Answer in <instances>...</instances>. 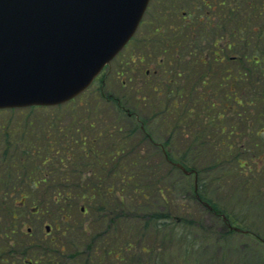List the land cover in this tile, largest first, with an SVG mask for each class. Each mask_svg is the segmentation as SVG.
<instances>
[{
	"label": "rangeland",
	"instance_id": "1",
	"mask_svg": "<svg viewBox=\"0 0 264 264\" xmlns=\"http://www.w3.org/2000/svg\"><path fill=\"white\" fill-rule=\"evenodd\" d=\"M192 11L191 0H151L133 41L110 63L98 84L91 90L74 102L56 109L0 111V249L3 250H0V253H5L9 244L16 251L29 246L30 251L32 249L36 255L40 252V243L45 245L46 241L51 240H65L69 243L72 239L77 241L82 230L93 224V215H81L84 212V204H75L74 200L53 202L56 192L53 193L46 184L41 183L43 175L36 176L38 170H46L45 166L48 164L42 165L41 158L34 154L26 155L29 153L24 152L34 146L43 151L46 149L45 145L50 142L55 145L58 142L63 144V137L73 136L77 129V132H81L76 124L77 120L92 119L93 116L105 113L107 121L116 123L117 120L112 115L114 101L107 100V97L113 96L125 102L121 106L129 110L127 113L130 117L135 114L147 121V129L151 131L156 144L167 150L165 143L168 142L174 153L186 155L187 164L194 165L197 172V192L203 198L202 201L210 204L213 209L218 208L232 226L247 230L251 234L233 232V235L229 236L224 233L226 224L221 217L214 215L210 209L192 197L194 177L183 174L179 169H166L162 178L156 180L158 185H162L168 202L165 204L154 194L147 202H143L146 205V213L149 210H157L169 213L171 220L180 217L186 223L193 221L199 232H191L192 236L197 237L199 241L203 239V244L206 245L204 247L207 248L199 253L201 264H205L210 251L218 250V264H264V244L261 241H264V103L258 104L255 94L245 91L242 98L246 103L251 100L252 106L246 103L240 106L232 101L230 90L241 85L232 84L230 73H225L227 68L232 73L238 67L228 60V56L224 61L227 64L217 60L213 62V69L210 70V73H213L210 76L203 73L204 67L210 66H200L201 60L209 58L210 63L214 59L213 51L218 52L219 57H223L225 53L233 56L232 51L218 48V45L222 48L225 41L223 38L226 36L218 30L216 35L214 34L217 46L207 45L206 41L191 44L189 50L190 53L193 50L195 56L189 53L183 67L176 65L174 60L169 66L162 65L159 68L157 65L162 59L166 61L172 58V51L164 45L161 37L173 39L176 32L185 30V20H182V17L188 16ZM158 26H161L162 35L154 33ZM140 58L143 61L140 64L141 70L138 65ZM145 70L146 73L156 70L183 72L175 87L180 88L181 95L175 114L168 113L154 119L156 100L160 98L155 101L150 99L156 104L153 107L155 110L149 107V100L144 97L150 92L147 91V86L150 89L152 85L150 78L145 82L142 78ZM260 95L264 97V90ZM203 100L215 103L213 114L206 113L211 108L205 107ZM237 100L240 101L239 98ZM122 113L125 118L120 122L130 127V118L125 112ZM55 127L59 128L58 136H52L56 132L50 131ZM68 129L74 132L65 133ZM192 141H196V144ZM8 145V154L5 155ZM141 146L143 152H150L155 165L161 166L163 159L158 154H161V151L158 149V152H155L154 148L151 151L146 143ZM19 162L23 163V166ZM158 167L157 170L162 168ZM31 176L39 180L38 189L34 190L28 186ZM15 182L22 184L16 186V190L13 188ZM169 185L170 187H167ZM136 197L140 198L139 195ZM139 198H136L135 202ZM65 207H69L68 214L64 211ZM131 209L134 210L133 207ZM112 222L113 224L104 225L99 230L111 236V247L120 248L125 260L128 256L134 263L153 264L157 252L161 251L160 240L147 239L148 232L142 229L131 215H115ZM12 225L14 232L8 233ZM46 226L51 227L49 232L46 231ZM28 229H31L30 234ZM5 233L8 237L4 238ZM252 234L259 236L261 240H257ZM220 235L226 237L225 244V241L215 243L216 237ZM179 241L182 242L178 240V244ZM129 244L132 249L126 252L124 248ZM173 244L168 243L166 246L164 243L160 253L167 251L168 254L171 253V258L177 260L180 246ZM144 245L149 246L154 255L147 250L145 253L138 251ZM66 252L61 253L60 259L64 257L69 260L70 250ZM29 254H26L23 260L28 259ZM19 260L20 257L16 260L18 264ZM176 260L171 259L173 262L170 264H181Z\"/></svg>",
	"mask_w": 264,
	"mask_h": 264
},
{
	"label": "trees",
	"instance_id": "2",
	"mask_svg": "<svg viewBox=\"0 0 264 264\" xmlns=\"http://www.w3.org/2000/svg\"><path fill=\"white\" fill-rule=\"evenodd\" d=\"M191 10L193 11L188 16L183 15L182 17V20H185V24H183L185 30L180 29L181 31L174 34L173 39L172 37L170 39L165 36L161 37L164 45L172 51V58L166 61L162 59L158 62L159 68L162 65L169 66L173 63V60L176 65H181L180 59L184 63L186 57L189 56L191 44H201L206 41L207 45L211 44L212 47H216L217 39L214 36L218 30L226 35L223 38L225 40L223 48L232 51V57H235L230 62L238 66L237 70L232 73L227 68L229 69L231 83L241 85L239 88L234 87L230 90L232 101L240 106L246 103L242 98L245 91L255 94V99L259 101L258 104H263L264 97L260 93L264 90V0H191ZM160 28L161 26H158L154 33L162 35ZM207 28L213 30V34L207 32ZM194 30L204 33L203 37L194 33ZM190 54L193 57L195 56L193 50ZM215 58L216 56H214ZM202 60L206 61L205 59ZM202 60L201 62H203ZM142 62L140 58L139 67ZM144 64H146L145 61ZM204 69L203 73L209 75L210 73L205 72V67ZM182 73V71L177 72L176 70H156L150 77L146 75L145 71L143 72L144 82L149 78L151 79V88L149 89L147 86V91L150 92L147 93L146 91L147 95L144 97L149 100L147 102L149 107L156 106L150 99L155 101L160 98L158 101L156 100L157 106L154 119L160 115L176 113L179 107L177 102L181 95L180 88L176 89L175 87L178 85ZM107 100L109 102L113 101L110 98ZM117 101L120 104L125 103L122 99H116L113 102L112 115L115 116L116 123L107 121L105 113L84 121L77 120L76 124L81 132H77L78 129L75 130L76 132L68 129L65 133H74L69 138L63 137L65 141L63 144L58 142L56 146L50 142L45 145L46 149L43 151L34 146L24 152L29 153L26 155L34 154L37 158H41L40 164L42 165L48 164V166H45L46 170H38L36 176L43 175L41 183L46 184L53 193L56 192V199H53V202H71L74 200L75 204H84L85 210L81 215L87 213L93 215V224L82 230L81 237L79 235L77 241L72 239L69 243L65 240L62 242L51 240L46 241L45 245L40 243V252L36 255L32 249L30 251L29 246L24 248L26 246L22 245L24 247L16 251L12 249V245L8 244L7 248L9 249L5 253H0V264H18L16 260L19 257L20 264H140V262H132L128 256L125 260L120 248L111 247L112 245L109 242L111 236L106 232L99 231L100 227L113 224L112 217L115 215L118 217H123V215H129L130 217L131 215L132 219H135V222L139 223L142 229L148 232L147 239L160 240L159 250L161 251L165 246L164 243L168 246V243L178 244V240H182L178 244L180 247L177 260L171 258V253L168 254L167 251L160 253L161 251H159L153 260V264H170V262H173L170 261L171 259L180 261L181 264H201L198 257L199 253L207 248L204 247L206 245L203 244V239L199 241L197 237L192 236L193 232H199L195 223L193 221L183 222L180 217H176L172 221V216L169 213L157 210H149L146 213V205L143 203L156 194L166 204L168 200L165 197V192L162 190V185H158L156 180H160L166 169L167 171L168 169L178 170L174 164L178 163L186 170L194 169V165L187 164L186 155L180 156L177 152L174 153V150L166 142V148L168 147L166 158L163 153H158L163 162L161 161L162 168L157 170L158 166L155 165L150 152H143L141 148V144L146 143L151 151H153V148L155 152L160 151L153 145L154 139L151 133L145 129L150 136L144 135L135 119H130V127L123 125L120 121L125 118V115L120 111L118 103L116 104ZM203 103H205L203 104L205 107L211 108L206 113L211 112L213 114L212 108L215 107V103L206 100H203ZM252 103L251 100H248L246 105L252 106ZM163 124L165 125L166 122ZM176 124L178 127V120ZM50 131L56 132L52 136L59 135L58 127ZM193 143L196 144V141ZM8 148L9 145L5 149V155L8 154ZM19 163L20 165L23 164ZM238 164L240 163L238 162ZM239 167L242 168V166ZM31 177H29L30 183H28V186L34 190L38 189L39 180L35 176ZM21 185V182H15L13 188L16 190L18 189L16 186ZM167 187H170V185ZM138 195L140 198L136 197ZM136 198H139L137 202H135ZM132 207L134 208L133 211ZM67 209L66 207L64 209L66 214L69 213ZM176 227L178 228L176 229ZM224 229V233L229 236L233 235V231H229L227 228ZM129 232L127 231V233ZM252 236L259 241L261 240L259 236L254 234ZM5 237H8L7 233H5ZM225 240L226 237L220 235L216 237L215 243L218 244ZM8 241H10V238H8ZM261 241L263 242V240ZM131 247L132 245L129 244L124 249L129 252L132 249ZM69 250V260L64 257L60 259L61 253H67L66 251ZM146 250L154 255V251L149 246L144 245L138 251L145 253ZM216 252L210 251L205 264H218L219 250ZM28 253L30 254L27 256L30 257L23 260ZM135 254H137V251Z\"/></svg>",
	"mask_w": 264,
	"mask_h": 264
},
{
	"label": "water",
	"instance_id": "3",
	"mask_svg": "<svg viewBox=\"0 0 264 264\" xmlns=\"http://www.w3.org/2000/svg\"><path fill=\"white\" fill-rule=\"evenodd\" d=\"M149 0H0V109L82 93L134 35Z\"/></svg>",
	"mask_w": 264,
	"mask_h": 264
},
{
	"label": "flooded vegetation",
	"instance_id": "4",
	"mask_svg": "<svg viewBox=\"0 0 264 264\" xmlns=\"http://www.w3.org/2000/svg\"><path fill=\"white\" fill-rule=\"evenodd\" d=\"M207 30H208L207 32H209L210 34H213V30L208 29V28H207ZM194 33H196V34L199 35L200 37H203V34H204V33H201L200 31L198 32V30H194ZM204 37H205V36H204ZM212 54H213L214 56H216L217 58L213 59L210 63L208 62V61H209V58H207V59H205L206 61L201 62V64L204 65V66H205L206 64H208L209 66H211L212 64H214L213 62H215L216 60H217L219 63L227 64V62H224L225 59H224V58L220 59V57H218L219 54H217L215 51H213ZM214 56H213V57H214ZM180 64H181V66H183V60H181V59H180ZM204 66H203V67H204ZM205 68H206V67H205ZM211 69H213V68H212V67H211V68L207 67L205 72L210 73V70H211ZM212 72H213V71H212ZM212 72H211V73H212ZM211 73H210V74H211ZM226 73H229V69L226 70ZM210 74H209V75H210ZM22 204H23V203H22ZM34 213H35V212H34ZM12 228H13V225H12ZM30 230H31V229H28V231H30Z\"/></svg>",
	"mask_w": 264,
	"mask_h": 264
}]
</instances>
